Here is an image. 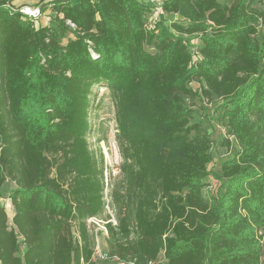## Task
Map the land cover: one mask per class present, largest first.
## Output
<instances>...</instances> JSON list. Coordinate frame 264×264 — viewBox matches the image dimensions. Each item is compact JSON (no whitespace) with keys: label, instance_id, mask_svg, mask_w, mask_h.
Returning a JSON list of instances; mask_svg holds the SVG:
<instances>
[{"label":"trees","instance_id":"obj_1","mask_svg":"<svg viewBox=\"0 0 264 264\" xmlns=\"http://www.w3.org/2000/svg\"><path fill=\"white\" fill-rule=\"evenodd\" d=\"M12 1L0 0V264H97L85 221L110 218L87 140L98 87L121 158L102 248L136 264H261L264 0H163L151 30L141 0H52L46 25ZM195 99L220 103L232 153L217 170ZM208 174L219 186L205 195Z\"/></svg>","mask_w":264,"mask_h":264},{"label":"rangeland","instance_id":"obj_2","mask_svg":"<svg viewBox=\"0 0 264 264\" xmlns=\"http://www.w3.org/2000/svg\"><path fill=\"white\" fill-rule=\"evenodd\" d=\"M223 2H230L231 0H220ZM257 6H263V4H257ZM168 20H180L176 15H168ZM71 33L66 32L65 37L62 39L64 43L68 37H71ZM264 37V26L260 28L259 37ZM189 44L198 43L197 37H185ZM195 42V43H194ZM195 87V83H192ZM96 94L91 99V107L89 112V119L91 123V129L87 133L88 143L95 152L98 149L103 154V172L108 181L110 178H114L119 175V164L121 158L117 151L115 136V122H114V106L110 97L105 93V89L98 87L95 89ZM219 102H209L207 100L195 99L191 104L192 109L191 121L199 122L203 128H205L214 139V145L212 147V153L214 155L213 162L208 164L207 168L210 170H217L220 162L223 159L230 157L232 147H227L221 144V140L227 137L226 131L220 126L219 122ZM218 106V108H217ZM231 139V138H230ZM233 140V139H231ZM204 186L203 193L205 195L215 194L219 182L208 174L203 178ZM0 204H5L7 208L11 205L6 198L0 199ZM103 237L99 236V246L104 245ZM264 244V236H263ZM261 264H264V253L261 258ZM161 264V263H160Z\"/></svg>","mask_w":264,"mask_h":264},{"label":"built area","instance_id":"obj_3","mask_svg":"<svg viewBox=\"0 0 264 264\" xmlns=\"http://www.w3.org/2000/svg\"><path fill=\"white\" fill-rule=\"evenodd\" d=\"M147 3L150 6V13L147 17L145 27L148 30H151L155 27L157 22L160 20L161 16L164 14V10L162 7L163 0H141ZM18 10L22 12L27 17L34 20L37 23V19L40 17V9L38 7H30L27 5H21L18 7ZM67 24L70 26H74L72 22L66 20ZM195 43V42H194ZM195 44H191L192 53L196 56ZM194 56V58H195ZM105 186L103 190V199H104V210L105 213L110 215V218L103 219L99 216H90L86 218V227L90 232L94 234L95 245L93 249L92 259L97 262L104 261L106 264H136L134 260H127L120 258L116 255H109L106 250L99 246V236L105 237L107 236V228L106 223L111 221L113 224L116 223V220L113 216L112 208L110 206V194H109V185L108 179L104 176ZM262 232V231H260ZM264 233V230H263ZM148 264H154V262L150 261Z\"/></svg>","mask_w":264,"mask_h":264},{"label":"crops","instance_id":"obj_4","mask_svg":"<svg viewBox=\"0 0 264 264\" xmlns=\"http://www.w3.org/2000/svg\"><path fill=\"white\" fill-rule=\"evenodd\" d=\"M52 0H13L14 6L27 5L30 7H38L40 9V25H46L50 16L54 14L51 9Z\"/></svg>","mask_w":264,"mask_h":264}]
</instances>
